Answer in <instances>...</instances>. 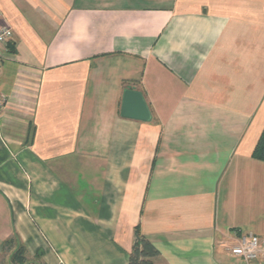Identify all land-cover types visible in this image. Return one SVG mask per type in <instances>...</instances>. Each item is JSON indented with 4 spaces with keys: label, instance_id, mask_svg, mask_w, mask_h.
Wrapping results in <instances>:
<instances>
[{
    "label": "crops",
    "instance_id": "0c3cea01",
    "mask_svg": "<svg viewBox=\"0 0 264 264\" xmlns=\"http://www.w3.org/2000/svg\"><path fill=\"white\" fill-rule=\"evenodd\" d=\"M0 13V259L17 236L43 264H128L139 228L153 264H264L231 254L264 240V0Z\"/></svg>",
    "mask_w": 264,
    "mask_h": 264
},
{
    "label": "trees",
    "instance_id": "16d2710c",
    "mask_svg": "<svg viewBox=\"0 0 264 264\" xmlns=\"http://www.w3.org/2000/svg\"><path fill=\"white\" fill-rule=\"evenodd\" d=\"M252 157L260 162H264V130L256 144ZM12 253L11 264H25L27 262V251L17 236H14L4 245V256ZM159 255L156 247L142 235L139 228L134 231V244L128 264H153V260ZM4 256L0 259V264H5ZM32 260L42 263L41 256L36 255ZM43 264V263H42Z\"/></svg>",
    "mask_w": 264,
    "mask_h": 264
},
{
    "label": "built area",
    "instance_id": "2783aa9c",
    "mask_svg": "<svg viewBox=\"0 0 264 264\" xmlns=\"http://www.w3.org/2000/svg\"><path fill=\"white\" fill-rule=\"evenodd\" d=\"M1 19L2 15L0 13V64L4 58V53L7 51L6 49H8L14 38L11 27L1 22ZM1 108H3V103L0 102ZM231 254L242 258L247 263L264 260V240L256 235L243 236L231 249Z\"/></svg>",
    "mask_w": 264,
    "mask_h": 264
},
{
    "label": "rangeland",
    "instance_id": "374dc122",
    "mask_svg": "<svg viewBox=\"0 0 264 264\" xmlns=\"http://www.w3.org/2000/svg\"><path fill=\"white\" fill-rule=\"evenodd\" d=\"M28 79H29L28 82H24L25 83L24 88L28 90V94H26L24 97L30 106L29 108L32 109V104L34 102L33 99L37 93L36 91H37L39 77H38V74H35V75L30 76ZM11 258H12V253L6 254L4 256L5 264H11ZM26 260L27 262L25 264H42L40 261L29 259L27 256H26Z\"/></svg>",
    "mask_w": 264,
    "mask_h": 264
}]
</instances>
